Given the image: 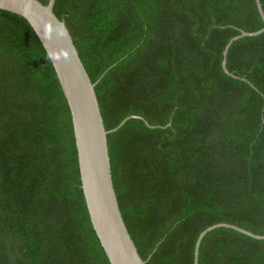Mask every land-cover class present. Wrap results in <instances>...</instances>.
Wrapping results in <instances>:
<instances>
[{
  "label": "trees",
  "instance_id": "1",
  "mask_svg": "<svg viewBox=\"0 0 264 264\" xmlns=\"http://www.w3.org/2000/svg\"><path fill=\"white\" fill-rule=\"evenodd\" d=\"M47 4L49 0H40ZM264 9V0H261ZM94 83L114 187L147 264H195L200 233L264 235L257 0H56ZM199 264H264L221 226ZM0 264H111L84 197L71 110L29 21L0 9Z\"/></svg>",
  "mask_w": 264,
  "mask_h": 264
},
{
  "label": "water",
  "instance_id": "2",
  "mask_svg": "<svg viewBox=\"0 0 264 264\" xmlns=\"http://www.w3.org/2000/svg\"><path fill=\"white\" fill-rule=\"evenodd\" d=\"M56 0L44 4L40 0H0V9L13 11L24 16L36 31L45 47L60 81L71 110L82 189L92 225L111 264H147L140 255L124 220L118 196L114 187L108 134L121 127L127 119L107 130L101 112L94 83L80 57L73 36L65 21L54 11ZM264 20L261 0H257ZM264 32V27L256 31L242 30L233 36L224 50V70L236 76L227 67V54L232 43L243 36H256ZM233 227L255 238L246 229L217 223L204 229L196 243L195 264H199V248L204 236L211 230Z\"/></svg>",
  "mask_w": 264,
  "mask_h": 264
}]
</instances>
